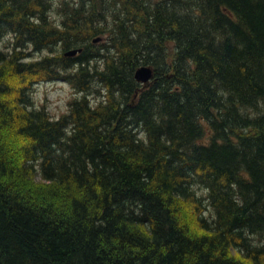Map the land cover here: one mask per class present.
<instances>
[{"label":"trees","instance_id":"1","mask_svg":"<svg viewBox=\"0 0 264 264\" xmlns=\"http://www.w3.org/2000/svg\"><path fill=\"white\" fill-rule=\"evenodd\" d=\"M68 3L0 0V264H264V0Z\"/></svg>","mask_w":264,"mask_h":264},{"label":"rangeland","instance_id":"2","mask_svg":"<svg viewBox=\"0 0 264 264\" xmlns=\"http://www.w3.org/2000/svg\"><path fill=\"white\" fill-rule=\"evenodd\" d=\"M63 0H52V9L49 13V18L53 23L58 26L63 17L58 13L59 4ZM69 2L68 4L77 2L78 0H65ZM108 2V1H107ZM110 2L106 5L108 9H111ZM111 26V17L109 16L106 19V23L101 24L102 28H105V32H107L108 27ZM99 37V42L94 43L93 45L95 47H106L107 46V39H108V33L99 34L95 38ZM78 40V39H77ZM12 39L10 35H5L0 40V51L7 53L9 50H11L12 47ZM74 50V48H69L67 52H70ZM27 52H30L29 59L37 60L40 56H42L43 52L35 53L33 52L31 47H28L26 50ZM65 52H63L64 54ZM48 54V53H47ZM74 57V56H72ZM95 61H92L90 64L94 63ZM147 84V83H145ZM98 94H92L89 96V100L92 103H97L102 99V96L104 95V92L102 90H98ZM80 95L76 94L73 88L66 82L63 81H56V82H48V81H38L34 83L31 86L30 89V97H31V109H38L42 108L44 109L53 119L59 118L63 114H66L69 110V103L75 99L78 98ZM197 193L203 196L206 195L203 191H201L199 188H194ZM194 209V212L192 210H186L187 214L186 216L189 218L191 222L196 221V217L199 215L198 210ZM196 215V217H195ZM200 216L206 218L208 221H211L214 219L213 212L209 206H206V209L203 210L201 208ZM193 227V223H192ZM195 229V228H194Z\"/></svg>","mask_w":264,"mask_h":264},{"label":"water","instance_id":"3","mask_svg":"<svg viewBox=\"0 0 264 264\" xmlns=\"http://www.w3.org/2000/svg\"><path fill=\"white\" fill-rule=\"evenodd\" d=\"M98 39L94 40V43L97 42ZM80 50H72L70 52L65 53V56L72 57L75 56L76 53H79ZM152 69L150 67L142 66L138 68L134 73V79L139 83H147L152 78Z\"/></svg>","mask_w":264,"mask_h":264}]
</instances>
